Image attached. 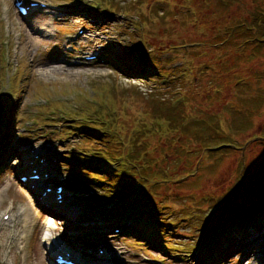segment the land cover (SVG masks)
<instances>
[{"label":"rangeland","instance_id":"374dc122","mask_svg":"<svg viewBox=\"0 0 264 264\" xmlns=\"http://www.w3.org/2000/svg\"><path fill=\"white\" fill-rule=\"evenodd\" d=\"M21 1L26 8L32 3L43 8L24 18L16 6L17 0H0V194L5 201L0 207V243L2 238L6 239L4 248H0V264L56 263L54 256L62 255L67 245H76L95 257L97 250L104 248L107 254L101 257L107 258L106 264H207L208 261L189 254L193 252L190 249L197 248L204 238V231L200 233L201 220L209 219L218 201L230 195L239 184V153L214 154L222 157V163L209 173L218 156L205 155L196 161L199 152L190 161L191 166L195 162L200 165L197 172L196 166L171 176L162 195L159 188L160 201L169 208L167 213L175 215L173 219L178 224L166 231L168 235L162 232L129 235V224L117 225L112 216L114 209L106 206L110 200L97 206L101 204L103 189L99 180L89 179V176L98 172L86 176L76 170L79 161H83L77 160V156L89 151L91 155L101 149L95 144L106 145L115 132L124 141L133 142L138 134L131 130H138L135 126L141 127L153 120L144 111V104L153 95L182 102L196 95V111L185 118L184 124L197 121L195 127L204 128L212 116L210 109L220 111L222 117L218 113L216 120L222 118L231 131H237L233 137L238 140L233 141L245 145L253 137L251 132L260 133L264 128V107L260 105V112L252 117L251 127L245 128L246 110L250 104L257 105L255 90L260 88L264 94V79L258 84L251 71L244 69L238 76L235 67L223 72L233 63L239 50L221 46L217 41L216 37L228 29L214 27L213 17L210 20L201 17L204 13L200 14L199 6L204 0ZM261 3L263 0H243L241 11L237 12L234 7L229 19L232 15L243 20ZM211 7L214 12V1H205L207 14H213ZM195 9L196 15L186 16L194 14ZM34 21L38 22L37 27H40L39 21L49 23V27L43 26L52 29L53 36L35 32ZM27 33L44 43L33 47ZM128 57L135 59L137 66L146 67L148 77L131 78L129 72L125 73L130 67L115 66L114 62H126ZM226 63L228 66L224 67ZM55 66L63 69L53 73L57 78L42 75L40 69L49 71ZM258 72L264 74V64L258 67ZM243 77L247 78L245 82L250 89L239 98L235 83ZM208 97L214 99L209 101ZM177 103L174 101L173 105ZM8 122L11 128L6 131L4 124ZM99 126L104 133L89 129ZM147 129H152L151 125ZM183 133L178 128L177 132L166 133L167 137L157 138L154 134L156 146L148 148V156L158 155L160 162L165 159V163L172 160L182 145V139L177 136ZM118 137L112 142H117ZM150 139L152 137L147 143ZM166 144L171 150L163 154L160 147ZM191 144V149L186 148L188 151L199 146V143ZM250 147L247 145L249 155L242 168L249 162L263 166L262 150L256 148L250 152ZM37 157L40 161L35 159ZM40 162L41 165L33 166ZM103 166L105 172L115 170ZM33 167L38 169L37 174L51 173L47 188L65 189V205L60 210L55 206L58 201L54 195L45 203L47 206L41 205L39 197L43 198L46 186L34 194L36 187L21 182V178L30 179ZM259 184L253 179L241 186L240 194L247 196ZM9 186L12 187L9 194H5ZM66 192L73 194L76 204L69 200ZM27 202L44 217L39 222L31 221L18 241L13 242V227ZM12 206L14 212H10V216L14 215L15 223L4 226L1 222H7L5 214ZM246 224L252 226L250 222ZM51 236L49 243L44 241L43 238ZM140 236L159 240L167 251L149 249L147 241H139ZM253 243L256 245L252 249L246 252L241 249L225 264H264V232ZM51 248L60 250L49 252Z\"/></svg>","mask_w":264,"mask_h":264},{"label":"trees","instance_id":"16d2710c","mask_svg":"<svg viewBox=\"0 0 264 264\" xmlns=\"http://www.w3.org/2000/svg\"><path fill=\"white\" fill-rule=\"evenodd\" d=\"M205 1H214L216 10L213 12V7H211L213 14H207V11L204 9ZM212 1H201L199 6L200 14L204 13V15L200 16L206 20H210L213 17L214 27L228 29L224 34L216 37L221 46L232 49L236 47L239 50V53L234 56L230 67H226L228 63L224 64L226 68L223 69V72L228 68L235 67L237 75L241 76L243 74L241 69H244L245 72L250 70L254 80L260 84L264 79V74L258 72V67L264 64V0L256 11L247 18L244 17L243 20L232 15L231 19H229L230 12H232L234 7L237 12L241 11L242 6L240 4H242L243 0ZM196 14L195 9L194 14L187 13L186 16L190 18ZM125 61L120 60L118 63L114 62V64L121 69H126L123 64L130 67L125 70V73L129 72L131 78L144 79L148 77L149 70L146 67L137 66L135 59L128 57ZM246 80L247 78L243 77L235 83L239 98H242L250 89L249 85H247L248 82H245ZM219 85L217 84V86ZM255 91L258 92L255 101L257 105L253 106L250 104L246 110L248 122L245 124V128L248 129L251 127L253 115L260 112L258 105L264 107V102L262 103L264 101L262 90L259 88V90ZM211 99L214 98L208 97L207 100L210 101ZM174 101L178 103L173 105ZM195 103L196 95L188 96L185 102L175 99L171 101L170 98H161L160 96L153 95L144 104V111L153 120H150L148 124L141 125V127L135 126L138 130H131H134L135 134H138L135 138L133 135V142L124 141V138L121 135H119V138L118 133L115 132L111 139L114 140L118 137L117 142L113 143L111 140L106 145L96 143L95 145L101 149L96 150L91 155L90 153L92 152L89 151L82 152L80 156H77V160L83 161H79L80 166L76 167V170H81L82 173H86V176L93 173V171L98 172L95 175L89 176V179L99 180L98 183L103 189L101 200L99 201V204H101L97 206L99 207L102 203L110 200L106 203V206L108 205L114 209L115 215L112 216L115 218L117 225H130L127 232L129 235H132L133 232H162L168 235L166 231H171L178 224L173 219L175 215L171 216L172 214L167 213L166 211L169 208L165 203L160 201L159 188L162 190V195L166 191L164 188H167V184L171 182V176H177L187 168L192 170L196 167L198 162L197 164L195 162L191 166L190 161L199 152V155L195 156L196 161L202 160L206 156H210L211 158L218 156L214 154L228 155L229 153H239L241 155L240 182L230 195L218 201L215 206L217 209L211 215V219L205 218L204 221L201 220L200 233L204 231V238L200 244L204 243L200 247L199 244L197 248H191L190 250H193V252L189 253L197 255V258L203 262L208 261L207 264H225L233 256L237 255L241 249L244 248L246 252L248 249L253 248L255 239L260 237L264 232V128L260 133L251 132L253 137L249 138L245 142V145H239L233 141L238 140L233 137L237 131H231L222 118L219 121L216 120L217 114H221L220 111L214 112L210 109L212 116H210L208 126L204 128L195 127L197 121L195 123L184 124L185 118L195 113ZM10 123L4 124L6 131L11 128ZM223 123L224 125L222 126ZM148 125H151L152 129L156 128L153 133L151 132L152 129H147ZM124 128L126 129V126ZM178 128L184 132L182 135L177 136L182 139L180 141L182 144L180 150L179 148L176 150L179 154L167 163H165V159L160 162L158 155L148 156V148L156 146V143H153L154 134L157 135V138L165 137L166 133L177 132ZM241 128H244V126ZM89 129L101 131L102 133L105 132L102 131L100 126L99 128L89 127ZM149 134L151 135L149 138L152 137V139L147 143ZM193 142L199 143V146L195 145V148L188 151L186 148L191 149L190 146H192L191 143ZM249 144L251 145L249 148L250 152L256 148L262 150L263 166H253L249 162L242 168L243 162L247 155H249L247 153V145ZM128 149L129 151H127ZM160 150L164 154L169 153L168 151L171 148L166 144L162 145ZM184 159H189V161L186 162ZM220 163H222V157L218 156L215 163L210 166L211 170H208V172L212 173L216 171ZM103 165L114 167L115 170L105 172ZM85 166H88V168H85ZM198 167L200 165L197 166L195 172H197ZM250 168H257V170L251 171L249 170ZM253 179L260 184L247 196L243 192L240 194L241 186H246ZM151 209L157 211V213L151 211ZM169 216L171 217V219L169 218L170 220L166 218ZM247 222H250L252 226L248 227ZM138 238L139 241H147L149 249L155 247L157 250L167 251V248L161 246L159 240L156 242L157 239L149 240L141 236Z\"/></svg>","mask_w":264,"mask_h":264},{"label":"bare ground","instance_id":"6f19581e","mask_svg":"<svg viewBox=\"0 0 264 264\" xmlns=\"http://www.w3.org/2000/svg\"><path fill=\"white\" fill-rule=\"evenodd\" d=\"M32 1H35V0H32ZM30 5V4H29ZM31 7V6H30ZM38 8L37 7H31V9H30V12L31 13H33V12H35V11H37L38 12ZM51 16H54L53 14L51 15ZM61 16V15H60ZM44 22L45 21H39V23H40V27H37V24H38V22L37 21H34V24H32V28L35 30V32H37L38 34H41V32H43V34H46V37H48V35H51V36H53V30L52 29H48V28H45L44 26H43V24H44ZM44 25H47L48 27L50 26V24L49 23H45ZM27 35V38H28V40L30 41L29 42V44L30 45H32L33 47H37V46H40L41 45V43H44V41H42V39H38L37 37H32V35H30V34H26ZM47 67H50V65H47ZM53 70H46V69H44V70H41L40 69V71H41V73H42V75L43 76H46V77H48V76H53V77H55V78H57L55 75H53V73H55V71L56 70H59V71H57V73H60V71H62L63 69L62 68H60V67H57V66H55L54 68H52ZM39 160H40V158H39ZM42 163L40 162V163H34L33 164V166H37V165H41ZM34 169L32 170V171H34V170H38L36 167H33ZM46 168H48V167H46ZM43 169H41V171H42ZM45 170V169H44ZM45 175H46V177H45ZM42 176H43V178H42V180H40V181H33V182H35V183H37V186H36V189L34 190V194H38V192H39V190L41 189V187H43V186H46V187H48V183H49V179H51V173L50 172H47L46 171V173L44 174L43 173V171H42ZM29 183H31L30 185H32L33 183L32 182H30V181H28ZM12 187L11 186H9V188L8 189H6L5 191H4V193L5 194H9V191H10V189H11ZM67 193V192H66ZM68 194H69V200L71 201H74V196H73V194L72 193H67V196H68ZM55 196L56 198L58 197V196H60L61 198H62V200H65V196H66V194H65V190L61 193V194H58V193H54V192H51V193H48L47 194V196H45V198H41V197H39V199H40V201H41V205H45V206H47L45 203L49 200V199H52V197L51 196ZM47 198V199H46ZM71 201V202H72ZM74 203L76 204V202L74 201ZM3 205H5V201H4V197H3V194H0V207L1 206H3ZM64 205H65V203L63 202L62 204H61V206H60V204L59 203H55V206L57 207V209L58 210H60L61 209V207H64ZM79 205V204H78ZM36 209L34 208V206L30 203V202H27V207H25V209L23 210V212L21 213V215L17 218V220H18V222L14 225V227H13V230H14V236H13V242H17L18 241V239H19V236H20V234H21V232L22 231H25L26 230V228L28 227V225L30 224V222L31 221H34V220H36V221H40V219L41 218H43L44 216H43V214L41 213V214H38L36 211H35ZM8 211H9V218H8V221L7 222H1V224L2 225H4V226H7L8 224H10V223H12V222H14L15 223V221L13 220V218H14V215H12L11 214V216H10V212H14V208H13V206L12 207H10L9 209H8ZM39 212V211H38ZM8 214H5V215H8ZM68 214L70 215V212H68ZM67 215V214H66ZM51 230H54L53 229V227L51 228ZM25 238V237H24ZM51 238H53L52 236L50 237V238H43L44 239V241L45 242H47V243H49V241H51ZM5 241H6V239L5 238H2L1 239V243H0V248H4V246H5ZM17 246H19V245H17ZM78 247V246H77ZM77 247H76V245H67L66 246V248H64V249H66V254L68 253V252H70V254L72 255V257L75 259V258H77V260H78V262L80 263V264H91V263H97L98 261H107V258H103V257H95V256H90V255H88V254H86V253H84V251L81 249V248H79L78 247V249H77ZM58 250H60V248H51L50 250H49V252H54V251H58ZM22 251H25V248H22ZM106 252V254H107V251H105ZM60 253V252H59ZM74 254H75V256H77V257H75L74 256ZM52 264H57V263H52ZM104 264V263H103ZM108 264V263H107Z\"/></svg>","mask_w":264,"mask_h":264},{"label":"water","instance_id":"95a60500","mask_svg":"<svg viewBox=\"0 0 264 264\" xmlns=\"http://www.w3.org/2000/svg\"><path fill=\"white\" fill-rule=\"evenodd\" d=\"M0 111H1V107H0ZM0 116H1V112H0Z\"/></svg>","mask_w":264,"mask_h":264}]
</instances>
